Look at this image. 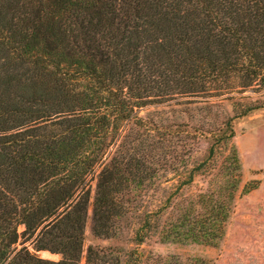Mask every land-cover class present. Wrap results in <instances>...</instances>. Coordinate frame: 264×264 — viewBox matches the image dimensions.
<instances>
[{"label":"trees","instance_id":"1","mask_svg":"<svg viewBox=\"0 0 264 264\" xmlns=\"http://www.w3.org/2000/svg\"><path fill=\"white\" fill-rule=\"evenodd\" d=\"M261 87L264 0H0V264H79L92 180L93 236L114 237L136 217L135 246L159 232L162 211L179 205L175 195L195 176L221 181L228 192H199L159 232L165 243L215 245L240 170L232 147L218 173L215 157L234 136L232 121L262 107L242 94ZM223 102L234 116H215L206 130ZM165 103L202 115L186 135L210 146L191 168L160 158L139 116ZM163 169L175 171L176 192L140 215ZM85 264L150 263L135 248L88 246Z\"/></svg>","mask_w":264,"mask_h":264},{"label":"rangeland","instance_id":"2","mask_svg":"<svg viewBox=\"0 0 264 264\" xmlns=\"http://www.w3.org/2000/svg\"><path fill=\"white\" fill-rule=\"evenodd\" d=\"M242 96L246 102L262 107L245 117L232 121L234 136L228 147L222 149L215 157L218 166L215 173H218L217 171L221 166L229 164L226 158L231 157V147L235 150L240 165L235 199L230 207L229 217L224 225V234L221 239L215 245L196 244L190 241L165 243L162 241V234L159 233L166 227V223L170 220H176L183 214L188 207V201L194 199L199 192L210 190L213 193H217L219 190L228 192L226 184L221 183V181L214 184L212 179L206 177V175L195 176L192 185L183 187L175 195L172 204L173 206L175 204L179 205L162 211L159 220V232L146 238L142 245L135 246L132 245L131 238L140 227V220L136 217L121 221L118 225L117 235L114 237L100 239L93 236L91 231V202L94 197L95 180H92L89 183L91 186V200L85 225L84 251L79 264H85V251L88 246L98 248L115 247L124 251L135 248L138 253L144 256L145 262L149 261L150 264H264V87L249 89ZM193 99H195L194 101H200L199 98ZM183 101H186V99L180 100V102ZM209 102L215 104L218 99H210ZM220 105L219 108L213 107L210 114H208V120L205 123L207 125L204 127L206 130H214L211 127L210 120L215 116L218 122L234 116L230 103L223 102ZM199 106L200 104H195L192 109L199 108ZM184 110L185 106L179 107L174 103L149 105L139 110V116L144 122H150L151 128L154 129V131H151V135L155 137L153 140L157 143L156 153L161 156L160 158L170 162L175 161L176 164L180 165L184 159V163L188 164V168H191V164L198 163L207 157L210 142L208 139L202 138L193 147L191 134H186L191 132L192 127L199 123L202 115L197 110L187 112ZM183 125L185 126L183 127ZM164 127H166V130ZM169 130L172 133L169 137L160 134L161 132L168 134L167 131ZM184 131L187 132L182 133ZM143 135L144 138L149 137L146 132H143ZM163 136L166 140L161 144L160 138ZM175 149L184 156H178L174 152ZM164 153H167V156ZM185 169L183 167L180 171L189 170ZM158 175L162 176L161 182L148 190L142 198L140 215L145 211L160 207L166 202L168 195H174L173 192H176L178 179L175 171L163 169L158 171ZM252 187L255 188L251 189ZM45 253H48L49 256ZM38 254L41 258L48 260H59L58 255L49 252ZM122 256L121 253L120 257Z\"/></svg>","mask_w":264,"mask_h":264},{"label":"bare ground","instance_id":"3","mask_svg":"<svg viewBox=\"0 0 264 264\" xmlns=\"http://www.w3.org/2000/svg\"><path fill=\"white\" fill-rule=\"evenodd\" d=\"M47 256H49V254L48 253H45Z\"/></svg>","mask_w":264,"mask_h":264},{"label":"water","instance_id":"4","mask_svg":"<svg viewBox=\"0 0 264 264\" xmlns=\"http://www.w3.org/2000/svg\"><path fill=\"white\" fill-rule=\"evenodd\" d=\"M38 253H40V252H38Z\"/></svg>","mask_w":264,"mask_h":264}]
</instances>
